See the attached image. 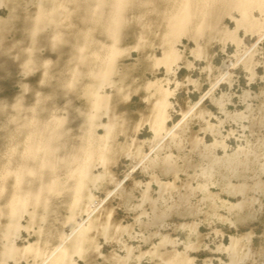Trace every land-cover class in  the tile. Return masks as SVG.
Returning a JSON list of instances; mask_svg holds the SVG:
<instances>
[{
  "label": "rangeland",
  "instance_id": "374dc122",
  "mask_svg": "<svg viewBox=\"0 0 264 264\" xmlns=\"http://www.w3.org/2000/svg\"><path fill=\"white\" fill-rule=\"evenodd\" d=\"M180 1L0 0V264H264V0Z\"/></svg>",
  "mask_w": 264,
  "mask_h": 264
},
{
  "label": "bare ground",
  "instance_id": "6f19581e",
  "mask_svg": "<svg viewBox=\"0 0 264 264\" xmlns=\"http://www.w3.org/2000/svg\"><path fill=\"white\" fill-rule=\"evenodd\" d=\"M201 1V0H199ZM197 1V2H199ZM226 6H232L239 10L240 13L246 15L248 9L251 7L250 5L254 3V0H219ZM190 0H182L177 6L174 15L170 18V27L174 30V32H183L185 31L186 26L189 24L190 19L192 17V9L190 8ZM117 5L121 4V0H116ZM203 7V6H202ZM199 8V6H198ZM200 13L201 16H205L209 14V10L207 11L204 7L198 9L194 13ZM199 15V14H198ZM18 202V201H17ZM15 205L12 206V213H16ZM11 213V214H12ZM9 251V250H8Z\"/></svg>",
  "mask_w": 264,
  "mask_h": 264
}]
</instances>
